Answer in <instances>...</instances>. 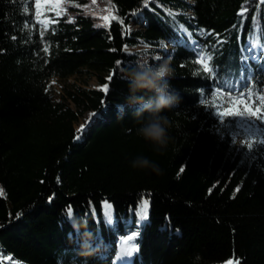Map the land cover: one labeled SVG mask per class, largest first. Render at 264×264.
<instances>
[{
  "label": "trees",
  "instance_id": "trees-1",
  "mask_svg": "<svg viewBox=\"0 0 264 264\" xmlns=\"http://www.w3.org/2000/svg\"><path fill=\"white\" fill-rule=\"evenodd\" d=\"M69 1L41 12L45 28L36 0H0V264H264V151L237 145L201 103L216 89L264 95V2L105 0L104 22ZM141 43L168 47L180 97L162 113V152L126 102L138 54L125 48ZM198 52L212 73L195 74ZM83 69L108 91L75 85L53 101L49 78ZM85 112L96 115L79 137ZM137 156L159 172L133 168Z\"/></svg>",
  "mask_w": 264,
  "mask_h": 264
},
{
  "label": "clouds",
  "instance_id": "clouds-1",
  "mask_svg": "<svg viewBox=\"0 0 264 264\" xmlns=\"http://www.w3.org/2000/svg\"><path fill=\"white\" fill-rule=\"evenodd\" d=\"M172 71L168 61L151 64L141 60L124 72L128 84L126 102L129 106H138L132 114L139 125L136 134L151 142L156 152H162L170 140L169 121L162 113L165 109L176 107L180 100L170 84ZM120 111L122 113V106ZM131 166L159 172V166L145 156H137Z\"/></svg>",
  "mask_w": 264,
  "mask_h": 264
},
{
  "label": "rangeland",
  "instance_id": "rangeland-1",
  "mask_svg": "<svg viewBox=\"0 0 264 264\" xmlns=\"http://www.w3.org/2000/svg\"><path fill=\"white\" fill-rule=\"evenodd\" d=\"M53 1V2H52ZM186 1H191V0H186ZM260 1V0H259ZM90 5L89 8L87 7L92 14L96 16H100L101 18L104 16H107L109 19L111 17V8L108 2L105 0H89ZM261 2V1H260ZM37 3L40 4V12L45 11L46 9L53 8L54 11H61L60 6L58 5H67L70 3L69 0H36V5ZM37 10V8H36ZM137 19V18H136ZM133 20L129 26L130 27H138L140 24L138 20ZM126 51L137 53L138 54V61L141 60H147L149 63H161L164 60V55L161 54L162 49H168L166 46H154L150 44H145L141 43L136 46H127ZM199 59V56H198ZM75 85H80V86H89V87H100L102 88L104 85L100 84L97 80V77L94 73L87 71L86 69H83L75 74L66 76V77H50L49 80L47 81V87L50 92L51 99L55 102L63 100V97L65 96V92L67 89L72 88ZM217 103H223L222 100H217ZM227 105H225V108ZM241 110H243V105L240 106ZM223 111V109H221ZM215 112L217 113L216 109ZM218 115V114H217ZM220 118V124L221 128L227 130L235 139L237 142V145L239 146H247L246 141L249 139L256 140V139H264V136H250L247 132V129L244 125L240 124L238 120L234 118H230L227 115H224L223 119H221L220 115H218ZM93 115L91 112H85L76 122H74V127L76 130L79 131L78 136L80 137L82 133L86 131L88 126L90 125L91 121L93 120ZM259 125V122H257ZM81 126H84L83 131L81 130ZM260 127H264V125H259ZM253 147H261V149L264 151V145L259 144V143H254ZM1 193V189H0ZM125 239L122 238L120 241V246L119 249L120 251L123 252V247L124 245L122 244V241ZM131 247H132V243ZM128 257L132 256L131 255H125ZM118 261V258L116 259ZM121 264V263H119ZM225 264H233L231 263H225Z\"/></svg>",
  "mask_w": 264,
  "mask_h": 264
},
{
  "label": "snow or ice",
  "instance_id": "snow-or-ice-1",
  "mask_svg": "<svg viewBox=\"0 0 264 264\" xmlns=\"http://www.w3.org/2000/svg\"><path fill=\"white\" fill-rule=\"evenodd\" d=\"M36 8H37L36 11L37 22L43 23L46 28L48 21L46 19L45 20L40 19L41 6L39 3H37ZM48 10L52 11L54 9L49 8ZM242 14L243 12L238 13V15H242ZM56 15L59 16L61 15V13L59 11H56ZM101 19L104 22H108L109 20L107 16H104ZM112 19L115 20L117 19V17L112 16ZM120 23L122 24L123 21L121 20ZM97 26L99 27L101 25H97ZM197 55L199 56V59L196 60L195 63L198 64L200 67L197 68L195 74L198 75L200 72L212 73L214 69L209 64V61L212 59V57L210 55H206L205 53H201V52H198ZM107 79L111 80L112 76L110 75ZM102 90L107 92L108 85L105 84L102 87ZM210 95H211V100L205 98L204 100L201 101V103L208 104L210 107H214L217 111V114L220 115L221 119H223L224 115H227L230 118H234L238 120L240 124L244 125L250 136L253 137L264 136V127L259 126V125H264V95L254 94L252 88H248L247 92L240 91L236 95H232V94L225 95L219 89H216ZM254 95H255V99H253ZM217 100H222L223 103L218 104ZM225 105H227L226 108ZM241 105H243V110H241L240 107ZM253 105L255 106L253 107ZM221 109H223V111H221ZM92 115L94 116L96 114L93 113ZM257 122H259V125L257 124ZM83 128L84 126H81L80 131H83ZM254 143H259L264 145V139H256V140L249 139L248 141H246L247 147L249 149L253 147ZM183 171L184 169L181 168L180 172ZM177 175L179 176V173ZM147 207H148V201L147 200L142 201L141 206L137 210V215L146 219ZM69 211H71V209H69ZM134 238L135 236L133 235V236H129L126 240L122 241V244L124 245L122 255H131L133 248L131 247L130 242Z\"/></svg>",
  "mask_w": 264,
  "mask_h": 264
},
{
  "label": "water",
  "instance_id": "water-1",
  "mask_svg": "<svg viewBox=\"0 0 264 264\" xmlns=\"http://www.w3.org/2000/svg\"><path fill=\"white\" fill-rule=\"evenodd\" d=\"M261 2H264V0H260Z\"/></svg>",
  "mask_w": 264,
  "mask_h": 264
}]
</instances>
